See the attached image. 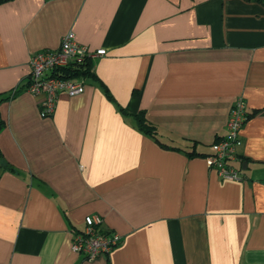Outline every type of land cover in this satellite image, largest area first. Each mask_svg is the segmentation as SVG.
Returning <instances> with one entry per match:
<instances>
[{
    "label": "crops",
    "instance_id": "obj_1",
    "mask_svg": "<svg viewBox=\"0 0 264 264\" xmlns=\"http://www.w3.org/2000/svg\"><path fill=\"white\" fill-rule=\"evenodd\" d=\"M69 31L106 54L42 117L29 58ZM239 98L232 180L206 156ZM88 215L123 237L95 260L72 248ZM0 264H264V4H0Z\"/></svg>",
    "mask_w": 264,
    "mask_h": 264
},
{
    "label": "built area",
    "instance_id": "obj_2",
    "mask_svg": "<svg viewBox=\"0 0 264 264\" xmlns=\"http://www.w3.org/2000/svg\"><path fill=\"white\" fill-rule=\"evenodd\" d=\"M105 54L106 50L103 48L92 51L77 41L72 31L63 36L58 48L32 53L25 89L33 95L41 96L42 117L54 113L61 93L69 96L83 93L87 78L81 75L79 70L85 69L87 62L93 57ZM247 120L246 103L239 98L232 106L226 135L212 144V152L206 156L208 166L215 168L225 179H242L240 169L233 162L238 159V147L242 144L241 133ZM100 226V218L88 215L85 218V228L74 234L72 248L75 252L83 254L87 260H95L103 254H108L123 239L120 233L103 230Z\"/></svg>",
    "mask_w": 264,
    "mask_h": 264
},
{
    "label": "trees",
    "instance_id": "obj_3",
    "mask_svg": "<svg viewBox=\"0 0 264 264\" xmlns=\"http://www.w3.org/2000/svg\"><path fill=\"white\" fill-rule=\"evenodd\" d=\"M8 1H11V0H0V4H3V3L8 2ZM248 1H257V2H260V3L264 4V0H248ZM79 71H81L80 74L85 76L87 79L88 78H94V73H93L91 60H89L87 62L85 69H81ZM78 74L79 73H77V75ZM25 86L26 85H23L22 88L24 89ZM249 116H250V113H248V118H249ZM135 118H136L138 127L141 130H143L144 132H147L149 134H152L153 136H155L157 138V140L159 142H161L159 140V138L157 137L156 128L147 121L144 112H139L138 114L135 115Z\"/></svg>",
    "mask_w": 264,
    "mask_h": 264
}]
</instances>
